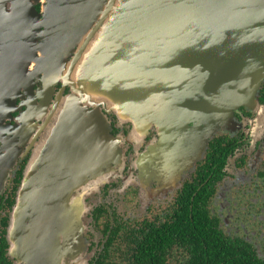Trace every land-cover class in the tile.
Listing matches in <instances>:
<instances>
[{"label":"flooded vegetation","instance_id":"1","mask_svg":"<svg viewBox=\"0 0 264 264\" xmlns=\"http://www.w3.org/2000/svg\"><path fill=\"white\" fill-rule=\"evenodd\" d=\"M35 4L44 35L41 22L46 4L42 0ZM26 14L25 0H0V104H13L5 105L9 111L2 115L5 120L0 127L2 264H83L76 261L72 234L75 246L84 245V255L89 256L85 264H184L192 257L187 245L190 235L185 232L186 240L179 241L173 235V223L181 216H185L183 222L193 221L195 202L203 222L200 228L204 230L207 221L220 247L223 243L245 255L240 260L247 264H264V82L255 97L258 112L238 107L205 142L187 122L188 113H183L179 103L167 110L155 104V72L151 99L138 98L129 104L119 98L75 96L84 51L75 42L61 49L60 58L48 59L44 68L58 62L54 65L57 75L42 70L41 54L25 60ZM13 39L22 41L20 51L3 48L5 40ZM106 79L108 85L112 80L105 70ZM65 99L75 100L70 108L72 115L79 114L80 134L94 131L100 136V115L110 137H83L84 151L77 161L64 162L67 167L62 175L52 178L56 187L26 186V196L41 197L42 193L47 200L34 201L25 215V261L18 263L10 256L7 240L10 218L24 179L39 181L26 177L27 168L47 133L46 126L53 123V117L54 125L60 124L57 115L66 109ZM152 115L161 119H148ZM142 125L147 133L141 134ZM202 143H207L202 156L180 178L158 175L164 164L157 146L168 152H200ZM95 199L101 201L95 203ZM77 202H83L84 243H78V230L72 225L80 223Z\"/></svg>","mask_w":264,"mask_h":264},{"label":"water","instance_id":"2","mask_svg":"<svg viewBox=\"0 0 264 264\" xmlns=\"http://www.w3.org/2000/svg\"><path fill=\"white\" fill-rule=\"evenodd\" d=\"M42 1L46 4L41 22L44 35L37 24L36 0H25V60L41 54L42 70L55 73L54 65L59 63L45 69L48 59L60 58L61 49L77 42L85 57L75 96L119 98L129 104L138 98L151 99L155 72L161 83L156 84L155 104L167 106L166 110L175 102H185L187 107L190 102L219 120L232 117L240 105L258 110L254 98L264 82V0ZM96 20L100 21L93 29ZM36 33L40 35L33 37ZM3 48L20 51L22 41L5 40ZM105 70L112 80L108 85ZM160 76L168 80L162 83ZM74 102L68 101L60 124L47 131L32 156L26 177L39 181L24 179L18 191L7 240L10 255L19 261H25L26 186L56 187L53 179L62 175L64 162L77 161L84 151L82 138L98 136L94 131L78 132L79 114L72 115L70 108ZM222 104L230 107L228 115ZM5 105L13 104H0L1 124L2 115L9 111ZM99 119L103 125L98 137L109 140L108 128L100 115ZM15 246L17 254L12 253Z\"/></svg>","mask_w":264,"mask_h":264},{"label":"rangeland","instance_id":"3","mask_svg":"<svg viewBox=\"0 0 264 264\" xmlns=\"http://www.w3.org/2000/svg\"><path fill=\"white\" fill-rule=\"evenodd\" d=\"M144 31L145 30H143L142 32H144ZM150 32H151V29H150ZM155 75H156V78L154 79V81H156L159 77L158 74H155ZM160 77H162L161 78L162 83H164L165 81L168 80V79H165L163 76H160ZM156 84L158 85L161 83H160V81H158V82H156ZM255 97H256V95H255ZM254 100H255V98H254ZM63 103H68V100L65 99L63 101ZM185 104L186 103L184 102V105H180L181 110L183 111L184 114L188 113V114H186L187 115V122L192 123L194 125L193 129L198 130L201 140H204V138L210 139L219 129L220 123L225 120V117H223L224 119L219 120L218 118L214 119L213 115H211V116H209V114L205 115L204 110H198L197 108H195V105L190 103V102H189V107H187ZM254 105H256V107H257L256 100L254 102ZM240 106H246L247 108L254 110L252 107L247 106V105H240ZM257 108L259 110V107H257ZM221 109L223 110V112L225 114H227V115L229 114L230 107L227 104H222ZM258 110H257V112H258ZM179 111H180V109H179ZM232 114H233V112H232ZM61 115H62V110H61ZM61 115H57L58 120L61 117ZM53 119H54L53 123L46 126L47 127L46 131H49L51 129V127L54 126L55 118L53 117ZM148 119H156V118L148 117ZM160 119L161 118H159L158 120H160ZM164 122H165V119H164ZM181 122H182V120H181ZM1 125L2 124H0V127H1ZM164 129H167V126H165ZM136 132H138V131H136ZM147 132H148V128L145 125H142L141 134H144ZM165 135L168 136L167 131H166ZM45 136H46V134L43 135V137L41 138V142L38 145H36V150H37V148H40L42 146ZM206 144H204L202 151H200V152L199 151H192L189 148L188 149L190 151H187L186 149H182L181 151L173 150V152H168V150L164 151L163 147L157 146L156 149H157L158 154L163 155V158L161 160L163 161V164H164L163 166L160 167V171H159L158 175L163 177V178H166L172 174L174 178H180L185 171H188L193 166V164L196 160L200 159V157L203 154V151H204ZM153 150H154V147L151 148V150H150V151H152V154H153ZM35 151H34V153H35ZM148 156H149V154H148ZM31 177H33V176H31ZM18 198H19V194H18ZM39 198H41V197H34L33 194H30L29 196L25 195V215H26V213H28V211L33 209V208L30 209V207L32 206L34 201L39 200L40 202H42ZM42 198H43L42 200H47L45 197H42ZM99 201H101V199H95V203H98ZM28 204H29V207H27ZM77 204H78V210H79L78 219L80 220V223H79V225L76 226L75 222H74V223H72V225H74L73 226L74 231H75V228H77V230H78V243L80 241H81V243H84V236H83L84 229L82 227L84 225L81 221V219H82L81 216H82V213L84 211L83 210L84 209L83 208V202H77ZM32 216H33V214H32ZM23 222L25 223V220ZM104 222H105V220H103L101 222L102 227H103ZM12 223H13V221L11 219L10 228L12 227ZM94 231H95V228H94ZM14 236H15V234L13 235V239H14ZM74 239L75 238L73 237V234H72V238L70 241H71L73 247H75L76 259H77L76 261H79V262L85 264L87 255H86V257L84 255L85 254L84 245L80 244L76 247L75 243H74ZM13 242H15V239ZM17 247L18 246L13 247V249H12L13 254L18 253L19 248H17ZM11 257H13V256H11ZM14 259H16V258H14ZM16 260L18 261V263L23 262V261L22 262L19 261L18 259H16Z\"/></svg>","mask_w":264,"mask_h":264},{"label":"trees","instance_id":"4","mask_svg":"<svg viewBox=\"0 0 264 264\" xmlns=\"http://www.w3.org/2000/svg\"><path fill=\"white\" fill-rule=\"evenodd\" d=\"M190 204H192L191 200ZM184 217L185 216L179 217V219L173 223V235L179 237V241L186 240L185 232L190 235V241L186 243L191 247L192 257L184 264H247L240 260V255H245L234 253L233 249L226 248L223 243L221 247L218 245L215 232L207 221L204 225L205 229L202 230V228H200L203 222L196 213V202L193 207L192 219L194 220L192 221L189 219L187 222H183L182 220ZM2 241H5L4 238H2ZM3 244L0 245V256L2 258L5 257V247H3ZM236 256H238L237 262L233 260ZM1 257L0 264L3 263Z\"/></svg>","mask_w":264,"mask_h":264}]
</instances>
